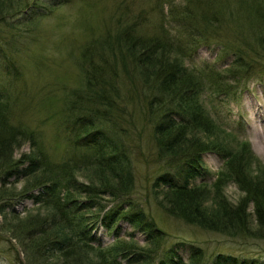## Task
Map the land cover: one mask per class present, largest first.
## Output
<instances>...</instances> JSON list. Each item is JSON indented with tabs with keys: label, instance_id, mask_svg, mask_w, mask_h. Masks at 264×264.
Segmentation results:
<instances>
[{
	"label": "trees",
	"instance_id": "obj_1",
	"mask_svg": "<svg viewBox=\"0 0 264 264\" xmlns=\"http://www.w3.org/2000/svg\"><path fill=\"white\" fill-rule=\"evenodd\" d=\"M49 1L58 5L71 0ZM118 5L121 14L132 7L121 2ZM1 9V25L9 20L7 17L18 16L17 22L27 23L26 32L30 33L51 6L35 0L13 11ZM147 13H153L157 21L151 30L138 29L133 23H125L113 35L107 33L108 28L101 30L108 36L98 41L100 48L114 42L119 49L123 47L128 57L125 61L122 55L125 60L118 67L116 61L108 63L103 55L93 60L89 47L80 50L87 66L83 65L81 86L70 93V104L62 109L67 114L66 145L65 153L57 160L45 155L36 137L37 126L15 121L12 96L16 94L14 83L22 80V66L20 69L18 57L0 50V64L8 77L5 85L0 84V176L29 177L33 187L26 188L29 180L25 179L16 200L32 196L34 202L49 210L46 217L51 219L48 225L45 217L25 214L8 228L22 241L29 240L35 248L27 249L40 258L58 254L64 256V263L70 259L73 264H119L118 257L127 264H153L156 260L164 232L127 197L134 181L130 158L133 140L129 138L125 143L119 139L131 131L126 127L131 122L122 103H132L137 95H142L156 157L163 166L154 181L158 186L165 185L157 201L164 212L233 237L246 239L255 237L254 230L264 232V166L252 163L247 140L238 139L239 148L235 150L229 143L213 139L217 126L203 102L205 97H234L249 74H264V0H151L149 6L139 7L135 18L144 22ZM0 35V42L10 40L11 35H3L1 30ZM18 37L19 34L15 36ZM200 47L216 48L217 59L230 56L229 65L222 69L213 63L188 68L185 59L192 58ZM60 115L46 112L42 119ZM24 141L32 146L31 153L14 157V149ZM207 152L222 162L210 182L206 181L207 171L202 165ZM77 171H90L86 175L90 181L77 183ZM5 182L0 183V212L14 198L1 187ZM228 182L242 192L235 202L224 191ZM81 194L83 198H77ZM104 195L115 197V203L110 207L101 204ZM250 204L252 211L248 209ZM120 221L145 232L148 246L133 241V232L128 233L129 240L116 235L109 246L95 241V224L114 228L118 234ZM75 244L93 257H78ZM67 254L73 256L66 257ZM158 259L160 264H264L254 257L220 251L209 256L194 244L190 245L187 260L176 249L163 252Z\"/></svg>",
	"mask_w": 264,
	"mask_h": 264
},
{
	"label": "rangeland",
	"instance_id": "obj_2",
	"mask_svg": "<svg viewBox=\"0 0 264 264\" xmlns=\"http://www.w3.org/2000/svg\"><path fill=\"white\" fill-rule=\"evenodd\" d=\"M31 1L35 0H0V9L2 6L3 9L1 10L13 11V9L24 6ZM42 1L47 2L51 9L39 20L33 30L34 32L27 33V23L17 22L16 17L18 16H9L6 23L0 24L1 34L11 35L7 43H3L1 40L0 45L2 47L0 50L3 49L8 52L7 55L11 57H18L20 69L22 66V80L14 83L16 94L20 98L15 99L16 94L12 96L15 100L14 111L17 114L15 121L20 120L26 125L37 126L39 129L36 137L45 155L57 160L65 153L66 145L64 125L67 122L65 119L67 114L62 109L70 104V93L81 86L84 75L83 65L87 66L86 57L85 59L80 57V50L89 47L93 60H98L97 55H103L102 57L108 63L112 60L116 61L118 67L121 60H125L121 58L122 55L125 56V61L128 60V57L124 55L123 47L119 49L114 42L109 45L110 47L100 48L98 41L108 36L101 30L108 28L109 32L107 33L113 35L122 29L125 23H133L137 28L145 27L146 30H151L157 26V21L153 13H147L144 22L139 19L140 17L135 18L139 7L141 5L143 7L149 6L151 0L149 3L145 0H124L125 2L123 0H71L68 3L58 5L49 4V0ZM119 2L127 3L132 7L121 14L122 11H117ZM19 16L25 18L23 15ZM17 34L19 37L15 38ZM1 38L3 39L0 35ZM92 42L95 43L91 44ZM217 53L216 48L200 47L192 58L185 59L184 64L188 68H201L205 64L212 63L218 69L227 67L231 57L226 56L217 59ZM261 62L264 64V60ZM2 66L0 64V84L5 85L8 82V77L4 74ZM246 79V83L234 97L223 98L221 96L219 99L210 98L208 100L206 97L204 98L203 93V102L205 109L217 126L213 132V139L225 141L235 150L239 148L238 139L247 140L253 155L252 163H258L259 166L261 165L260 167H263L264 74L258 75L253 71ZM121 84L119 83V85ZM124 102V104L122 103V110H124L125 115L129 116L131 122V125L126 127L131 131L130 134L125 133L119 139L125 143L128 142L129 138L133 140L130 145V158L134 181L133 190L127 197L135 201L147 216L155 221V225L164 232L153 264H160L158 257L170 249H176L177 253L184 260H187L191 244L201 247L209 256L220 251L239 257H254L258 261H264V232L260 230H254L255 237L253 235L243 239L219 231L204 229L199 225L188 223L179 217L164 212L157 201L160 200L159 191L165 185L160 184L158 186L154 181L157 173L162 171L163 166L156 157V145L152 140L149 120L143 112L142 95H137L132 103L130 100ZM53 111L60 112V117L49 116L45 120L42 119L46 112L49 114ZM31 151L32 146L24 141L17 149H14V157L17 158L21 153H31ZM221 163L215 154L208 152L203 154L202 165L207 171L206 181L213 180ZM88 174L90 171H77L75 181L88 183L90 181V177H86ZM0 177V183L2 180L6 181L1 187L12 193L11 197H14L12 199L14 201L11 200L1 207L4 210L0 212V264H73L70 259L67 260L69 262L64 263L65 260L62 258L64 256L58 254L45 255L40 258L34 251L27 249V247L35 248L29 240L22 241L15 233L10 232L8 226H12L18 217L25 214L37 218L45 217L48 225H50L48 221L51 219L46 217L49 210L41 206L40 202H34L32 196L28 195L16 200L15 195L21 190L25 179L29 180L26 188L33 187L29 177L21 178L16 174ZM224 191L232 202H235L242 195L241 190L233 182H228ZM74 194L77 195V193ZM83 196L81 194L77 198L82 199ZM114 200L115 197L110 195L101 196L100 199L101 204L106 207L115 203ZM39 206L40 209H37ZM248 209L252 211L251 204ZM251 222L256 229L252 220ZM118 225V234H115L114 228L108 229L102 224H95L92 230L95 241L100 242L101 246H109L115 241L116 235L121 239L129 240L128 233L133 232V241L139 245L148 246L149 241L146 240L145 232L134 229L126 221H120ZM74 247L80 253L78 257H86L89 254L88 257H93L91 252L79 247L78 244H75ZM43 254H46L45 251ZM67 255L66 257L73 256ZM117 262L127 264L120 257L117 258Z\"/></svg>",
	"mask_w": 264,
	"mask_h": 264
}]
</instances>
